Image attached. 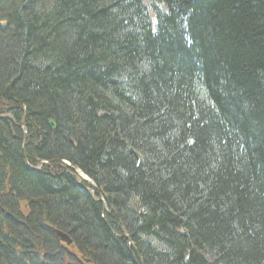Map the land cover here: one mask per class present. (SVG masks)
<instances>
[{
	"label": "trees",
	"instance_id": "16d2710c",
	"mask_svg": "<svg viewBox=\"0 0 264 264\" xmlns=\"http://www.w3.org/2000/svg\"><path fill=\"white\" fill-rule=\"evenodd\" d=\"M86 260L264 264V0H0V264Z\"/></svg>",
	"mask_w": 264,
	"mask_h": 264
},
{
	"label": "bare ground",
	"instance_id": "6f19581e",
	"mask_svg": "<svg viewBox=\"0 0 264 264\" xmlns=\"http://www.w3.org/2000/svg\"><path fill=\"white\" fill-rule=\"evenodd\" d=\"M82 173V172H81ZM80 177H81V179H78L79 181H80V183H79V186H80V188L87 194V195H89L91 198H93V199H95V200H97L98 201V203H102L103 202V204H104V207H105V203H104V200H103V198H101V197H99L98 198V196H97V194H96V187H91V186H83L82 185V182H86L87 184L88 183H90V181L92 182V179L91 178H89L86 174H84V173H82V174H80ZM93 183V182H92ZM70 237V236H69Z\"/></svg>",
	"mask_w": 264,
	"mask_h": 264
},
{
	"label": "water",
	"instance_id": "95a60500",
	"mask_svg": "<svg viewBox=\"0 0 264 264\" xmlns=\"http://www.w3.org/2000/svg\"><path fill=\"white\" fill-rule=\"evenodd\" d=\"M49 124H50V126H51V128H52L53 130L56 129V124H55L54 121L51 120V121L49 122ZM80 184H81V183H80ZM80 186H81V185H80ZM57 236L60 238L61 241L65 242L68 246L72 245L73 241H72V239L69 237V235L64 234V233H62V232H60V231H57ZM87 262H88V261H87Z\"/></svg>",
	"mask_w": 264,
	"mask_h": 264
},
{
	"label": "rangeland",
	"instance_id": "374dc122",
	"mask_svg": "<svg viewBox=\"0 0 264 264\" xmlns=\"http://www.w3.org/2000/svg\"><path fill=\"white\" fill-rule=\"evenodd\" d=\"M90 184H92V182H91V181H90ZM22 205L24 206V205H25V203H22ZM23 206H22V207H23ZM71 252H72V254H75L73 250H72Z\"/></svg>",
	"mask_w": 264,
	"mask_h": 264
}]
</instances>
